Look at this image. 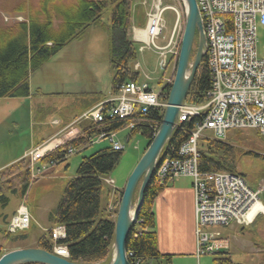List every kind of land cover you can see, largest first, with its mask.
<instances>
[{
    "label": "trees",
    "instance_id": "1",
    "mask_svg": "<svg viewBox=\"0 0 264 264\" xmlns=\"http://www.w3.org/2000/svg\"><path fill=\"white\" fill-rule=\"evenodd\" d=\"M132 6L133 0H35V2L19 0L13 6L4 7L5 11L20 14L23 18L21 20L13 18L9 23H0V97L29 96L30 74L66 44L81 38L89 27L100 25L104 17L110 22L109 62L113 71L112 90H117L118 86L126 81L139 80L140 72L131 65L137 58L138 48L128 34ZM197 38L196 33L194 42ZM194 55L192 48L190 60ZM170 64L171 61L169 66ZM169 88L170 86L164 93V100H167ZM209 89L210 76L203 58L189 86L185 101L203 102L207 99ZM163 111L164 108L150 110L145 122L143 120L138 127L128 130V137L140 134L146 138L148 144L153 137V131L149 126L151 124L159 126ZM77 117L78 114L74 119ZM75 125L79 133L46 154L39 162L49 163L51 160L56 163L61 162L68 157L60 159L68 148L81 151V148L85 149L91 145L90 138L102 128L107 132H115L124 129L127 121L113 119L108 124H99L84 119L77 121ZM193 126V119L183 120L177 124L162 150L161 157L176 156L178 146L186 139ZM243 131L245 130L228 131L224 140H217L209 135L201 136L198 141V169L202 172L229 171L243 176L236 168V161L240 155L252 154L264 158V155L253 151L239 154L238 148L231 144ZM253 131L264 143V136L256 130ZM122 153L123 150L108 146L81 157L75 175L64 185L59 202L49 215L53 226H64L65 238L59 243L66 246L69 259L72 261L82 264L98 262L107 264L111 258L114 219L105 208L101 210V201L109 191L102 178L110 175ZM27 165V159L20 157L0 168V218L5 224L7 215L2 210L9 204V194L26 199L30 186L36 180L31 179ZM164 186L152 176L145 189L136 217L137 222L132 225L126 239V252L132 253V256L128 257L131 264H134V258L160 264L159 259L163 254L157 248L156 233L152 230L154 227L152 206L155 197ZM262 199L264 201V196ZM133 202H135L134 196ZM50 232L51 229L47 234L40 236L36 247L52 251ZM25 237V231L12 234L4 228L0 237V255L9 250L5 249L9 240ZM169 258L167 256L166 260L161 261L162 264H171ZM211 264L235 263L231 260L228 251H220L213 254ZM260 264H264V259Z\"/></svg>",
    "mask_w": 264,
    "mask_h": 264
},
{
    "label": "built area",
    "instance_id": "2",
    "mask_svg": "<svg viewBox=\"0 0 264 264\" xmlns=\"http://www.w3.org/2000/svg\"><path fill=\"white\" fill-rule=\"evenodd\" d=\"M204 35V58L210 76V89L203 102H183L179 107L176 124L193 119L194 126L186 139L178 146L176 156L165 155L157 161L153 176L161 185L177 176L188 177L191 181L194 210L195 254L213 255L229 249V240L211 227L250 225L256 216L264 213L262 200L263 186L251 187L245 178L229 171H207L198 169V141L209 135L224 140L231 130H256L264 136V45L259 52L256 47L257 26L264 29V0H196ZM145 27L134 31V38L153 49L157 54L156 66L161 72L162 83L157 91L151 89L146 80H130L120 84L110 97L97 102L73 120H90L108 124L113 119L127 121L131 130L140 125L152 109L166 105L164 93L173 80L176 59L180 46L178 37L184 18L183 0L144 1ZM170 9L175 16L172 32L167 42L160 46L155 40L165 29L163 12ZM169 61L171 64L169 66ZM148 79L149 76L145 75ZM153 134L158 124L149 126ZM209 131L210 133H207ZM79 133L70 124L66 130L57 133L40 144L28 148L23 154L27 159L31 178L39 173L34 164L46 154L59 148ZM107 140L116 150L124 145L115 139L114 132L102 128L90 138V142ZM75 149L68 148L60 159L69 156ZM51 160L49 164H55ZM36 175V176H35ZM105 182L113 185V180ZM112 211L113 206L108 205ZM31 215L24 203H20L6 224L12 234L26 230ZM137 222V219L135 220ZM140 234V231L138 232ZM63 225L52 228L50 239L52 251L68 258L64 244ZM127 257L132 253H126ZM134 264H153L151 260L134 258Z\"/></svg>",
    "mask_w": 264,
    "mask_h": 264
},
{
    "label": "rangeland",
    "instance_id": "3",
    "mask_svg": "<svg viewBox=\"0 0 264 264\" xmlns=\"http://www.w3.org/2000/svg\"><path fill=\"white\" fill-rule=\"evenodd\" d=\"M17 1L19 0H0V23H9L13 18L17 20L23 18L20 14H13L4 10V7L13 6ZM31 1L35 2V0ZM163 18L165 30L155 40L157 45H163L166 42L173 25L174 13L170 9H165ZM109 26V20L104 17L100 25L89 27L81 38L66 44L40 68L31 73L29 77L30 97H0V165L20 155V150L29 144L33 123L49 124L54 117L69 115L74 117L77 114L76 102L82 98L80 93L101 91L106 95L111 89L113 71L109 62ZM182 31L183 23H181L178 37ZM256 40V47L260 52L264 45V29L261 26H257ZM136 44L138 48L137 58L131 65L138 61L140 64L139 80H146L149 87L157 91L162 85V83H158L161 72L156 66L157 54L142 42H136ZM141 47H143L142 50H140ZM192 48L196 52L197 40ZM145 75L149 78L146 79ZM37 89H40L42 94L37 93ZM127 133L128 129L124 128L115 134V139L124 144V149L108 178L112 179L117 186H124L128 175L141 157L147 144L146 138L140 134L133 135L127 141ZM207 133L210 132L207 131ZM234 139L231 144L238 148L239 154L253 151L264 155V143L255 136L253 130H245L237 139ZM100 141L102 142H93L89 147L79 152L75 151L60 165L67 163L68 159H72L68 167V174L75 173L81 157L87 156L105 145H110L104 139ZM236 168L251 187L263 186L264 188V158L252 154L240 155L236 161ZM34 169H37L36 165ZM39 178L40 175L30 186L25 205L28 210L38 209L42 216H38L36 221H31L30 227L25 230V238L9 240L5 249L36 247L38 237L47 234L48 230L53 227L49 215L59 202L63 185L60 181L48 182L42 177ZM104 184L108 183L104 182ZM139 184L140 182L134 192L135 200ZM41 192H44V196L39 201L37 197ZM9 198V204L2 210L7 214L10 213L20 197L9 194ZM48 211L49 215L47 216ZM4 228L5 223L0 218V237ZM208 230H217L229 240L230 248L227 251L233 263L258 264L264 259V252L251 250L250 245V243H254L257 247H264L263 214H260L253 224L245 226L244 229L233 224L227 227H211ZM201 256L205 258L202 264H211L213 255ZM178 260H180L179 263H177ZM184 260L187 259L176 258L174 264H185Z\"/></svg>",
    "mask_w": 264,
    "mask_h": 264
},
{
    "label": "crops",
    "instance_id": "4",
    "mask_svg": "<svg viewBox=\"0 0 264 264\" xmlns=\"http://www.w3.org/2000/svg\"><path fill=\"white\" fill-rule=\"evenodd\" d=\"M143 3L144 0H133L131 26L128 30V34L132 40H135L133 38L134 31L136 29L144 28L145 25V7ZM133 16L136 17L134 18ZM170 33L171 31L169 32V36ZM141 42L144 44L143 38ZM142 49L143 47L140 48V50ZM132 67L133 69L139 71L140 68L139 62L136 61L134 65H132ZM158 83H160V81ZM38 90H39L38 92L42 94L40 89ZM115 92L116 90L113 91L111 88L106 95L103 94L101 91L85 92L84 94L80 93L82 94V98L76 102L75 105L76 113L78 114V116H80L86 110L91 108L95 103L99 102L104 98H108L112 96ZM26 97H30V95ZM31 112H32V108H31ZM73 120L74 117H71L69 115V116L54 117L49 124L42 122H39V124L33 123L32 134L29 138V144L25 145L20 150V155H18L14 159L11 160L9 159V161L7 160L6 162L2 163L0 165V168H3L9 163L22 157L28 148L39 144L41 140H46L47 138L57 133H60L63 130H66V128L70 124H72V126L76 128L75 123L74 124L72 123ZM33 130H35L36 132L34 133ZM118 131H115L114 133L116 134V132ZM126 135H127L126 140L129 141L132 136L128 137V133ZM93 142L101 143L102 141H93ZM93 142H91V144ZM108 146L110 145H105L103 147H108ZM80 150H83V148H81ZM71 160L72 159H68L67 163L63 165L60 164L64 160L54 165H51L49 163L37 162L35 165L40 172L39 179H41L42 177V179L47 180L48 182L60 181L64 187L66 182L70 178H72L76 173L77 167L75 169V173L68 174V169H69L68 167L70 165ZM108 177L109 176L103 177L102 178L103 182H105V179ZM187 178H185L184 176H177L172 181H169L161 190V192L155 197L153 202L152 209L154 213V227L152 230L156 233L157 248L159 252L163 254L162 257H160L159 259L160 264H162V262L166 260L167 256L170 257L169 259L171 264H174L176 258L187 259L183 261L185 264L187 263L202 264L203 261L205 260V258H203L202 256H196L195 254V234H194L195 223H194V210H193V193L191 188V181L189 178L188 179ZM105 185L109 191L106 192L107 194H105V196L101 201V210L105 208L106 211L108 205L114 204L115 206V204H117L124 186L122 185L117 186L114 184V182H113V186L110 185L108 186V184ZM43 196H44V192L39 193L37 200L40 201V199ZM27 198L24 200L23 198L20 197L19 200L15 203L14 207H12V209L10 210V213L7 214L3 212L4 214L7 215L6 222L10 218V216L15 212L16 208L22 202V200L26 202ZM104 200L105 202H103ZM29 211L32 217L31 221H36V218L38 216H42V213H39V210L36 208H33L32 210ZM49 211L46 213L47 216L49 215ZM112 218L114 219V216H112ZM44 229L47 230V228ZM209 231L221 235L217 230L214 231L209 230ZM40 236L38 237V239L40 238ZM250 245H251V250L264 252V247H262L263 248L262 249L261 247H257L256 244L254 243H250ZM179 261L180 260H178L177 263H179ZM95 264H102V263L98 262Z\"/></svg>",
    "mask_w": 264,
    "mask_h": 264
},
{
    "label": "water",
    "instance_id": "5",
    "mask_svg": "<svg viewBox=\"0 0 264 264\" xmlns=\"http://www.w3.org/2000/svg\"><path fill=\"white\" fill-rule=\"evenodd\" d=\"M183 6L184 27L167 103L157 131L148 142L141 157L128 175L121 192L114 219L112 255L107 264H131L126 255V239L128 233L136 220L138 210L143 201L145 189L153 176L157 160L175 129L179 107L185 101L187 91L194 78L197 67L204 58V35L197 1L183 0ZM196 33L198 35L197 50L192 61H190ZM139 182L136 201L133 204V195ZM25 263L82 264L40 247L15 248L0 255V264Z\"/></svg>",
    "mask_w": 264,
    "mask_h": 264
}]
</instances>
